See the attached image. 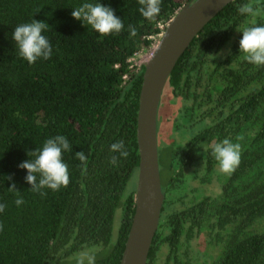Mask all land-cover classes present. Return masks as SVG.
Masks as SVG:
<instances>
[{
    "label": "trees",
    "instance_id": "trees-1",
    "mask_svg": "<svg viewBox=\"0 0 264 264\" xmlns=\"http://www.w3.org/2000/svg\"><path fill=\"white\" fill-rule=\"evenodd\" d=\"M192 1L162 0L159 15L147 20L137 0H0V264H75L72 257L89 247L99 249L95 264H120L140 163L145 67L132 59L152 50ZM85 2L111 7L124 29L101 36L75 19L73 9ZM246 3L255 16L239 13ZM33 19L48 24L42 34L53 54L29 64L12 34ZM128 25L137 28L135 37ZM258 25L264 0H234L198 33L169 77L158 114L165 201L147 264H264V65L247 62L237 31ZM167 121L172 135L165 141ZM57 135L71 145L63 153L70 181L41 195L19 164ZM225 138L241 145L231 174L212 156ZM118 141L126 158L110 150ZM76 152L87 155L86 166ZM216 179L220 191L207 194ZM13 184L19 194L9 191Z\"/></svg>",
    "mask_w": 264,
    "mask_h": 264
},
{
    "label": "clouds",
    "instance_id": "clouds-1",
    "mask_svg": "<svg viewBox=\"0 0 264 264\" xmlns=\"http://www.w3.org/2000/svg\"><path fill=\"white\" fill-rule=\"evenodd\" d=\"M140 5L138 11L147 20H154L161 11L162 0H137ZM240 14L255 16L256 10L251 3L238 6ZM72 16L83 21L86 26H90L101 36L112 33H120L125 25L121 18L115 15L111 7L104 4L85 2L72 11ZM48 28V24L35 19L30 23L18 25L12 34L16 43L18 54L29 64H34L39 58L48 60L53 54L50 41L42 33ZM242 32L239 41V51L244 54L247 62L260 66L264 65V25L246 27ZM130 37L137 35V28L128 25ZM69 140L63 135L48 138L41 148L28 152L30 159L19 164L21 169L27 170L25 180L31 184V191L46 195L41 190L49 188L59 191L60 188L67 187L70 181L68 165L63 160L64 152H71ZM110 150L119 153L120 157L126 158L128 152L125 150L123 141H118L110 146ZM212 156L217 161L219 170L224 174H231L239 166L241 160V145L225 138L221 142L212 146ZM75 158L86 166L87 155L84 152H76ZM110 163L117 165L118 157L112 156ZM39 176V179H38ZM9 191H15L16 185L13 184ZM17 206L24 203L22 198L15 200ZM6 205L0 203V213L4 212ZM3 225L0 224V231ZM75 264H95V256L88 250H83L75 255Z\"/></svg>",
    "mask_w": 264,
    "mask_h": 264
},
{
    "label": "water",
    "instance_id": "water-1",
    "mask_svg": "<svg viewBox=\"0 0 264 264\" xmlns=\"http://www.w3.org/2000/svg\"><path fill=\"white\" fill-rule=\"evenodd\" d=\"M233 1L193 0L182 6L144 63L137 127L140 163L135 214L120 264H147L161 220L165 194L159 160L158 114L169 77L198 33Z\"/></svg>",
    "mask_w": 264,
    "mask_h": 264
},
{
    "label": "rangeland",
    "instance_id": "rangeland-1",
    "mask_svg": "<svg viewBox=\"0 0 264 264\" xmlns=\"http://www.w3.org/2000/svg\"><path fill=\"white\" fill-rule=\"evenodd\" d=\"M154 49V47H153ZM153 49L151 50V52L148 54L145 53H140L138 55L135 56L134 60L132 61L133 65L138 68L140 67L143 63H145L146 61H148ZM164 132L161 136V138L163 140H169L170 135H172V123L170 121L165 122L164 124ZM205 190L207 194H212V193H217L220 191V183L219 181L216 179L213 183L208 184L205 186ZM119 216V214H118ZM117 216V224L115 223V229L118 227V223H119V217ZM84 250H88L90 251L92 254H94V256L96 257V253L99 250L97 247H89V249H84ZM83 251V250H82ZM74 259V257H72Z\"/></svg>",
    "mask_w": 264,
    "mask_h": 264
},
{
    "label": "built area",
    "instance_id": "built-area-1",
    "mask_svg": "<svg viewBox=\"0 0 264 264\" xmlns=\"http://www.w3.org/2000/svg\"><path fill=\"white\" fill-rule=\"evenodd\" d=\"M157 43V42H156ZM154 47H155V45H154ZM151 52V50L149 51V53ZM145 54H148V52H146ZM134 60V58L132 59V61ZM134 66V65H133Z\"/></svg>",
    "mask_w": 264,
    "mask_h": 264
}]
</instances>
